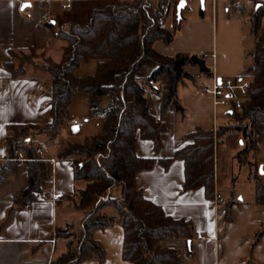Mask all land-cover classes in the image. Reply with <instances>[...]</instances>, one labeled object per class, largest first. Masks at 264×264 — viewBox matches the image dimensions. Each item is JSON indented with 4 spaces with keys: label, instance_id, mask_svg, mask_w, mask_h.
Segmentation results:
<instances>
[{
    "label": "trees",
    "instance_id": "1",
    "mask_svg": "<svg viewBox=\"0 0 264 264\" xmlns=\"http://www.w3.org/2000/svg\"><path fill=\"white\" fill-rule=\"evenodd\" d=\"M178 0H72L69 12L45 24L53 37L62 40L61 60H44L41 65L31 56L19 58V68L8 67L11 76L23 74L24 63L46 72L51 79L49 101L50 121L45 124H25L7 127L5 161L0 165V185L12 176L14 152L19 150L27 161V186L20 197H14L19 207L37 200L40 183L46 178V166L36 154L35 146L24 147L25 139L53 143L69 121V107L77 93L86 95L89 118L101 117V133L87 136L80 143H69L56 158L70 161L75 190L66 198L70 206L82 213L79 227L73 224L56 231L55 237L65 241V252L55 255L50 264H81L96 261L101 264L105 252L93 239V232L117 222L123 230L121 257L132 264H181L179 252L166 248L163 242L183 237L191 243L192 222L173 219L162 209L145 199L136 186V175L152 168L153 159L135 154V137L150 140L154 151L161 145L160 133L165 127L148 111L147 94L159 97L161 114L171 110L184 119L186 114L177 97V87L192 80L186 66H197L202 74H209L197 56L179 58L163 56L153 49L162 41L169 45L179 30ZM172 13L173 25H162L163 9ZM243 10V9H241ZM52 22H54L52 24ZM255 35L253 64L236 80L248 82L247 97L241 101V112L234 109L228 98L230 111L225 126L213 130L196 129L185 136V144L171 159L161 160L167 166L173 160L183 162V191L203 189L208 199L214 193V148L226 140L233 148L242 139V148L235 154L241 165L251 170L254 183V202L264 209V179L258 173V143L264 140V5L249 14ZM142 60H150L156 68L146 79L134 77V67ZM95 61L92 75L79 77L76 72L82 63ZM71 127L67 133L71 134ZM80 130L77 129V134ZM231 202L226 205L229 209ZM112 207L115 218L101 220L102 210ZM226 217L229 214L226 211ZM264 236V225L255 235L253 244ZM188 251L191 252L190 245Z\"/></svg>",
    "mask_w": 264,
    "mask_h": 264
},
{
    "label": "crops",
    "instance_id": "2",
    "mask_svg": "<svg viewBox=\"0 0 264 264\" xmlns=\"http://www.w3.org/2000/svg\"><path fill=\"white\" fill-rule=\"evenodd\" d=\"M71 1L0 0V165L5 161L7 127L50 121V75L26 62L22 66L23 74L14 78L5 64L17 70L19 58L29 56L32 48L34 64L41 65L46 59L58 63L65 43L53 37L45 24L61 16L62 6ZM194 1L185 0L182 23L174 40L169 45L158 41L153 49L163 56H197L209 74H202L197 66H186L193 79L177 87V97L186 114L184 119L171 110L161 114L159 97L148 91L149 114L160 120L165 129L160 133L161 145L157 152L150 140H142L139 133L136 134V156L154 160L151 169L137 173L136 186L145 199L159 206L167 216L192 222L191 243L183 237L163 242L166 248L179 252L181 264H264V236L253 244L255 235L264 225V209L254 202V188L242 192L237 203L224 202L216 182L217 172L222 167L221 157L227 155L235 159L243 145L240 137L236 148L222 139L215 145L212 199L205 196L202 188L183 191L181 160H173L167 168L160 162L171 159L185 144V136L196 129L213 130L215 133L222 127L220 125L227 124L224 110L230 106L214 107L212 98L205 95L201 87L212 86L214 78L229 79L236 84V79L253 64L256 37L252 33L248 12L264 5V0H209L210 7L207 9L205 5L199 13H195ZM199 1L203 5L206 0ZM23 3H30V7L21 9ZM25 11L28 15L24 14ZM162 25L172 27V13L167 19L165 17ZM96 66L95 61L82 63L76 74L79 77L92 75ZM155 68L152 61L142 60L134 67V77L146 79ZM75 102H80L83 108L78 103L75 106ZM88 116L86 95L75 94L69 107V122L81 118L87 119V125L93 120ZM95 125L99 129L98 122ZM55 141H39L47 145L46 152L40 156L46 166V178L40 183L36 201L25 207L14 202V197H20L27 186V161H15L12 176L0 185V264H50L55 255L65 252V241L55 237L56 231L68 224H73L75 230L79 227L80 221L78 225L72 221L78 211L72 209L66 200L75 190L73 168L70 161L56 158L59 151L53 146ZM219 153H223L222 156ZM22 156L25 157L24 154ZM255 158L261 165L263 174L260 175L264 179V140L258 143ZM228 167L226 164L225 169ZM54 194L60 196L56 201L53 200ZM216 195L220 202L215 200ZM229 202L231 205L226 210ZM115 217L114 208L102 210L101 220ZM197 234L204 239H197ZM93 239L105 252L101 264H132L121 257L123 230L117 222L94 231ZM189 245L191 252L188 251ZM81 264L98 263L89 260Z\"/></svg>",
    "mask_w": 264,
    "mask_h": 264
},
{
    "label": "rangeland",
    "instance_id": "3",
    "mask_svg": "<svg viewBox=\"0 0 264 264\" xmlns=\"http://www.w3.org/2000/svg\"><path fill=\"white\" fill-rule=\"evenodd\" d=\"M193 4L195 6V13H199V11L202 9V7L204 8L205 5H206L207 9H208V7H210V1L209 0H206L203 5L201 4V1H199V0H195ZM218 4L220 5V1H218ZM251 11L252 10H250V13H251ZM250 13L248 12V14H250ZM183 14H184V10H183ZM207 87L210 88L211 85H208ZM243 99H245V98H242L240 96V94H236V96L233 99L234 104H235V101L238 102V101H242ZM77 103L78 102H75L74 105L76 106ZM79 103H78V106L82 107L83 105H81ZM228 105H229V101H228ZM229 109L230 108H228L224 111L228 112ZM90 119H93V120H90L88 122V124L85 125L87 122V119L79 118L78 121L81 123V125L80 126L72 125L71 129H70L72 132L71 134L67 133L68 132L67 127H69L68 125L73 120L71 122L67 121L65 123L63 131L61 133L62 135L61 136L59 135L60 137H58L57 140L55 141V143L53 144L54 148H56L58 151H60L61 149L66 147L69 143L70 144L71 143H80L85 138V136L100 133L101 124H102L101 117H94V118H90ZM96 122H98L99 129H96V127H97L95 125ZM220 124L221 123L219 122V125ZM220 126H224V124H222ZM79 128L81 129V131L79 134H77V129H79ZM219 154H220L219 156H222L223 153L222 154L219 153ZM228 158H230V159L227 160ZM220 161H222L221 162L222 167L221 168L219 167V171L217 172V177H216V182L218 183L219 191L223 195L224 202L234 201L235 203H237V200L240 199L239 195L242 192L246 193L249 190L250 191L253 190V188H254L251 170L248 168V166L239 164L235 159H233L232 157H228L227 155H224L223 157H221ZM225 163L227 165H229V167L226 169H225V167H226ZM260 168H261V165L259 163V167H258V173L259 174H260ZM216 171H217V167H216ZM262 172H263V170H262ZM81 217H82L81 212L78 211V212L74 213V218L72 219V221L75 222V225H78V221H80Z\"/></svg>",
    "mask_w": 264,
    "mask_h": 264
},
{
    "label": "built area",
    "instance_id": "4",
    "mask_svg": "<svg viewBox=\"0 0 264 264\" xmlns=\"http://www.w3.org/2000/svg\"><path fill=\"white\" fill-rule=\"evenodd\" d=\"M40 1H49V0H40ZM70 2H67L66 4H64L62 6V10L63 12H69L70 10ZM168 13V9L164 8L163 12H162V18H161V23H164V19L165 16ZM25 15H28V12L25 11L24 12ZM205 57V56H204ZM237 81V80H236ZM202 92L205 95H208L212 98L213 100V104L214 107L216 106H229L228 105V98L232 97L234 99V97L236 96V94H240V96L242 98H246L247 97V90H248V82L246 80H240L237 81L236 84H234L232 81H230L229 79H225V80H220V82H218V80H216L215 78L213 79V84L212 86L209 87H205L202 86L201 87ZM234 109L236 110V112H241V101L236 102L234 104ZM72 125L75 126H80L81 123L78 120H74L72 121L68 126L71 127ZM39 142V141H38ZM37 141H33L30 139L24 140L22 142L24 147H30L32 145L35 146V152L36 154H38L39 156L43 155L46 150H47V145L45 143L39 142ZM22 152H20L19 150H16L14 152V161H28L25 157L22 156ZM49 162L53 163V160H49ZM60 198L59 195L54 194L53 196V200H58ZM215 200L220 202V198L216 195L215 196ZM196 238L199 240L204 239V236L197 234ZM52 243L54 242L53 240L51 241Z\"/></svg>",
    "mask_w": 264,
    "mask_h": 264
},
{
    "label": "water",
    "instance_id": "5",
    "mask_svg": "<svg viewBox=\"0 0 264 264\" xmlns=\"http://www.w3.org/2000/svg\"><path fill=\"white\" fill-rule=\"evenodd\" d=\"M25 4L30 5V3H23L21 9H24V8H25V7H23ZM185 6H186V2H185V0H180V1L178 2L177 7H176V17H177V20L180 19V17H181V12H182L183 9L185 8ZM53 23H54V22H52V24H53ZM218 82H220V80H218ZM229 113H231V112H229ZM260 174H263L261 168H260ZM188 243H189V242H188Z\"/></svg>",
    "mask_w": 264,
    "mask_h": 264
},
{
    "label": "snow or ice",
    "instance_id": "6",
    "mask_svg": "<svg viewBox=\"0 0 264 264\" xmlns=\"http://www.w3.org/2000/svg\"><path fill=\"white\" fill-rule=\"evenodd\" d=\"M23 7H30V5H28V4H25Z\"/></svg>",
    "mask_w": 264,
    "mask_h": 264
}]
</instances>
